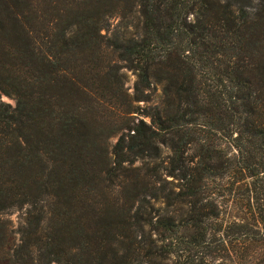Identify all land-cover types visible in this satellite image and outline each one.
Segmentation results:
<instances>
[{
	"label": "trees",
	"instance_id": "obj_1",
	"mask_svg": "<svg viewBox=\"0 0 264 264\" xmlns=\"http://www.w3.org/2000/svg\"><path fill=\"white\" fill-rule=\"evenodd\" d=\"M121 68L163 99L109 149L88 101L137 112ZM1 94L0 264H264V0H0Z\"/></svg>",
	"mask_w": 264,
	"mask_h": 264
},
{
	"label": "rangeland",
	"instance_id": "obj_2",
	"mask_svg": "<svg viewBox=\"0 0 264 264\" xmlns=\"http://www.w3.org/2000/svg\"><path fill=\"white\" fill-rule=\"evenodd\" d=\"M190 18L191 15H190ZM133 24L132 27L128 28L127 35L131 34H139L141 33V18L140 16L136 13L134 17H132V22ZM110 25V32L114 29H118L120 24V21L118 19H113L111 21ZM103 33H106V31H102ZM120 74L123 76V87L122 91L118 90L117 91V101L119 103H126L127 101H130L134 104V106H138L139 109L137 112H131L130 114H118L116 109L113 107L105 110L101 105H98L95 101H88L92 105L91 109V117H96V122L95 125L101 129L105 128V133L107 135V131H110L111 136L107 137L106 142L108 143L109 149L112 148V146L115 144L117 137L119 134H112L113 129H115L116 126L118 125H125V123H132L133 120L137 121L138 118L144 119L146 122H149V116L146 115V110L152 106H160L163 95L161 92V86L159 84H153L151 86L150 90H145L144 95H149V97H141L139 100H135V93H134V81H135V74L126 68H121L120 69ZM1 101L4 103L9 104V106L13 107L15 105V99L12 96H8L5 94H1L0 97ZM129 115L132 116L128 117ZM135 118V119H133ZM132 120V121H131ZM126 130V129H124ZM160 146V153L159 156L154 158L152 161L149 160V158H145V162L148 163L150 161V167L154 165H159V168H161L163 165L166 164L168 157L171 154L170 149L168 146L165 144L159 143ZM142 160H137L133 164V166H144ZM149 164V163H148ZM161 175V173H160ZM162 177H165L168 180H172L174 183L176 179H173L172 176H166V175H161ZM156 188L157 191L160 193L161 196H163L166 193H170L171 196L173 197V194L171 193V189H176V186L174 184H168L165 183L162 180H158L156 182ZM163 188V189H162ZM161 190V192H160ZM137 204L134 205L133 209H135ZM176 202L175 200H172V204L167 205V203L162 199L158 198V200H153L152 201V209L151 213L154 215V217H159L162 214L166 213H172L174 215H178V212L175 211ZM2 220H4L6 227L8 228V235L6 238L2 241L4 243L3 248H11L14 247L18 242H19V237H20V226H22L25 218V208H17L14 209L13 211L6 213V214H1L0 215ZM226 220L228 219L225 217ZM50 264H58L55 262H52Z\"/></svg>",
	"mask_w": 264,
	"mask_h": 264
}]
</instances>
